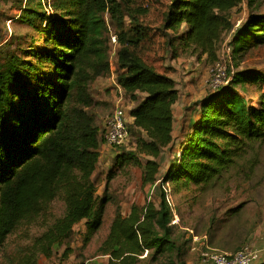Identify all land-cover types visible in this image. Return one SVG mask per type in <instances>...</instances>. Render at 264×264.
<instances>
[{
    "label": "trees",
    "instance_id": "16d2710c",
    "mask_svg": "<svg viewBox=\"0 0 264 264\" xmlns=\"http://www.w3.org/2000/svg\"><path fill=\"white\" fill-rule=\"evenodd\" d=\"M132 1L27 0L20 22L37 38L27 49L0 46V264L51 259L81 223L86 248L104 224L111 198L98 194L94 174L105 130L87 108L95 104L90 84L111 74L107 15L118 30L116 84L134 102L130 140L119 148L134 147L119 153L115 165H141L143 186L159 190L158 204L148 198L143 206L133 204L128 215L116 210L98 249L110 264H139L146 252L154 260L181 257L165 186L172 185L175 193L189 192L193 185L205 190L244 160L254 143L264 141V70L233 67L229 85L194 104L199 118L191 133L176 141L174 106L181 91L169 76L172 66L159 67L140 53L158 31L172 59L184 52L215 62L224 34L231 31L235 66L249 49L264 46V14L251 12L233 30L230 14L244 0H168L155 32L141 19L147 10L134 8ZM256 1L247 0L249 6ZM251 91L256 103L247 98ZM167 152L171 160L162 173ZM114 177L108 175L107 189ZM57 200L65 210L52 218ZM39 226L44 230L33 234ZM21 231L27 242L11 249ZM71 253L66 247L63 259Z\"/></svg>",
    "mask_w": 264,
    "mask_h": 264
},
{
    "label": "rangeland",
    "instance_id": "374dc122",
    "mask_svg": "<svg viewBox=\"0 0 264 264\" xmlns=\"http://www.w3.org/2000/svg\"><path fill=\"white\" fill-rule=\"evenodd\" d=\"M167 4L168 0H133L131 5L134 8L147 10L146 15L141 19L156 32L162 24ZM26 5L27 0H0L2 48L7 45L8 49L17 47L27 49L30 42L37 38L32 29L20 22L21 7ZM251 12L264 14V0H257L252 6L244 0L235 8L230 14L233 30L243 23ZM126 21L127 24L130 23L129 18ZM107 28L109 52L112 54L114 46L111 36H118V30L116 21L110 15H107ZM154 31L150 35H154ZM158 34L152 38V42L140 49V53L147 61L159 67L166 64L174 65L172 66L174 68L170 66V70L177 79L181 95L194 105L210 91L206 79L214 61L207 55L196 56L191 53L184 55V52L179 59H172L167 50H164V39ZM230 34L231 31L224 34L223 43L230 41ZM41 44L42 41L38 45ZM116 56L112 59L114 65ZM234 67L235 69L254 67L264 70V46L249 49ZM114 70H116L115 66ZM89 89L95 104L87 110L95 117L96 124L103 132L115 110L118 97L112 74L95 80L90 84ZM248 97L252 98V102H257L256 93L248 92ZM133 105L134 102L128 96L124 97V109L128 119ZM132 147H134L133 143L125 148L112 147L105 142L101 145L102 156L94 174V181L98 194L100 196L108 194L111 201L106 207L104 224L91 243L83 248L85 227L84 223H81L76 226L73 238L62 249L51 259L41 257L39 264H110L109 257L101 255L98 249L109 234L116 210L120 209L124 215H128L133 204L143 206L148 198L156 204L159 203V190H151L150 186L145 187L142 184L141 165L131 163L124 168L115 165L116 156ZM170 157L168 152L164 155L162 173L166 171ZM255 160L258 163L253 170L252 163ZM111 173H115V177L107 189V178ZM200 187L193 185L189 192L175 193L172 185L165 186L177 225L176 238L182 245L183 255L181 257L165 255L154 260L150 256L147 257L148 252H146L139 264H205L202 254L208 251V248L224 252H235L246 246L254 249L257 228L262 221L261 211L264 210V141L254 143L253 149L246 158L239 161L218 182L205 190H200ZM239 205H243L242 211L234 216L229 215V210ZM64 210V203L57 200L52 205L50 215L52 218L60 217ZM43 230L44 228L39 226L34 228L32 233H41ZM13 240L11 249L15 248L17 243L27 242L23 231L18 232ZM66 247H69L72 253L64 260L62 255Z\"/></svg>",
    "mask_w": 264,
    "mask_h": 264
},
{
    "label": "built area",
    "instance_id": "2783aa9c",
    "mask_svg": "<svg viewBox=\"0 0 264 264\" xmlns=\"http://www.w3.org/2000/svg\"><path fill=\"white\" fill-rule=\"evenodd\" d=\"M118 36L112 35L111 41L114 50L110 55L111 74L112 79L117 88L118 97L116 99V106L113 114L111 115L106 130L103 134L104 142L112 147H122L130 140V133L128 130L129 119L124 109V92L120 86L116 84V76L114 70L113 57L117 55ZM222 45V44H221ZM234 52L227 40L219 48L217 60L212 64L209 70L206 85L211 92H216L222 87L231 83V70H233ZM260 255L259 251L243 247L235 252L217 251L208 248V251L202 254L203 262L206 264H251L253 260L257 259Z\"/></svg>",
    "mask_w": 264,
    "mask_h": 264
},
{
    "label": "crops",
    "instance_id": "0c3cea01",
    "mask_svg": "<svg viewBox=\"0 0 264 264\" xmlns=\"http://www.w3.org/2000/svg\"><path fill=\"white\" fill-rule=\"evenodd\" d=\"M178 59H179V57H178ZM167 65L168 64L163 65V66H167ZM172 66H174V65H172ZM169 76L173 77L175 79V77L173 76V73L170 72ZM175 80L177 81V79H175ZM180 91H181V89H180ZM202 91L204 92L205 90L203 89ZM206 94H207V92L205 93V95ZM174 110L176 113L175 123H174V125H175L174 138L176 141H180V140H183L187 135H189L191 133L192 125L199 118V108L192 105L189 102V100H185V96H182V98L179 100V102L174 106ZM129 121L131 122L132 118H129ZM261 212H262L261 213L262 221L257 228L258 231L256 232V237H255L256 239L253 243L254 249L256 251H259L260 255L257 259L253 260L251 264H264V210Z\"/></svg>",
    "mask_w": 264,
    "mask_h": 264
}]
</instances>
